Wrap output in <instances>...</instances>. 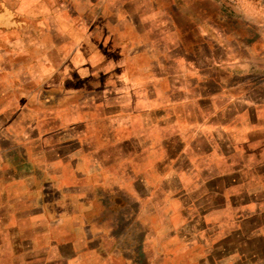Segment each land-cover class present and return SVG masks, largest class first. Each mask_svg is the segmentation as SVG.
Segmentation results:
<instances>
[{"label":"crops","instance_id":"1","mask_svg":"<svg viewBox=\"0 0 264 264\" xmlns=\"http://www.w3.org/2000/svg\"><path fill=\"white\" fill-rule=\"evenodd\" d=\"M0 264H264V0H0Z\"/></svg>","mask_w":264,"mask_h":264},{"label":"rangeland","instance_id":"2","mask_svg":"<svg viewBox=\"0 0 264 264\" xmlns=\"http://www.w3.org/2000/svg\"><path fill=\"white\" fill-rule=\"evenodd\" d=\"M161 221L159 220V225H160Z\"/></svg>","mask_w":264,"mask_h":264}]
</instances>
